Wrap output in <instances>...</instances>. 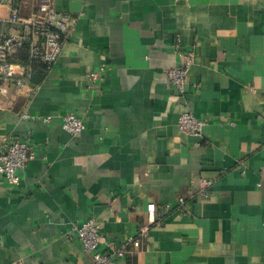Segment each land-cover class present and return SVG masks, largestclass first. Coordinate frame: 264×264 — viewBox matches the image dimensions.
<instances>
[{"label":"crops","instance_id":"1","mask_svg":"<svg viewBox=\"0 0 264 264\" xmlns=\"http://www.w3.org/2000/svg\"><path fill=\"white\" fill-rule=\"evenodd\" d=\"M50 1L74 24L57 62L33 64L30 99L0 95V138L31 131L35 151L19 187L0 175V264H87L71 228L93 217L120 244L148 203L161 224L117 264H264V0ZM186 52L182 99L201 139L179 133L164 75ZM65 111L84 121L78 136ZM200 176L206 199L189 182Z\"/></svg>","mask_w":264,"mask_h":264},{"label":"built area","instance_id":"2","mask_svg":"<svg viewBox=\"0 0 264 264\" xmlns=\"http://www.w3.org/2000/svg\"><path fill=\"white\" fill-rule=\"evenodd\" d=\"M28 3V10L25 9ZM73 17L67 13L57 12L50 0H0V95L7 96L12 92L13 98L24 96L30 99L38 89L32 81V66L39 63L49 71L57 62L64 44L73 30ZM181 65L164 71L168 83L174 88L179 100L175 103L181 111L177 118V129L186 137L201 139L206 125L187 109L182 99L187 86V72L193 63L192 52L182 53ZM25 58V64L21 62ZM104 68L89 74L90 80H100ZM13 103L12 100H9ZM24 121L50 123L51 116H31L27 110L19 114ZM61 128L70 136H78L85 130L84 121L71 111L59 116ZM31 131L25 140L13 136L0 138V175L10 188L20 186L21 173L26 164L35 157L30 143ZM197 190V199H206L213 179L203 176L190 180ZM185 205L184 198L177 200V207ZM165 212L173 208L169 204L162 206ZM156 206H146V223L140 228L137 236H129L122 243L116 244L106 240L100 233V224L88 218L80 226H73L71 232L81 243L84 254L89 257L87 264H117L133 249L139 248L148 236L150 228L159 226L161 220L155 217ZM103 248V252L100 250ZM79 264V263H78Z\"/></svg>","mask_w":264,"mask_h":264},{"label":"trees","instance_id":"3","mask_svg":"<svg viewBox=\"0 0 264 264\" xmlns=\"http://www.w3.org/2000/svg\"><path fill=\"white\" fill-rule=\"evenodd\" d=\"M24 60H25V58H24ZM39 64V63H38ZM41 66H43L42 64H40ZM44 67V66H43Z\"/></svg>","mask_w":264,"mask_h":264}]
</instances>
